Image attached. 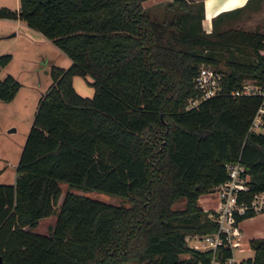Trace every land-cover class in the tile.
Wrapping results in <instances>:
<instances>
[{
    "label": "trees",
    "instance_id": "trees-1",
    "mask_svg": "<svg viewBox=\"0 0 264 264\" xmlns=\"http://www.w3.org/2000/svg\"><path fill=\"white\" fill-rule=\"evenodd\" d=\"M250 1L216 13L211 30L203 26L204 0H169L176 11L163 18L144 0L0 5V16L26 20L72 59L51 65L16 180L0 182V264H264V235L252 237L254 255L236 263L227 262L228 244L198 248L186 238L218 228L199 197L228 177V160L245 166L240 199L264 188V129H250L261 96L230 91L244 76H264V30L228 24ZM11 58L1 52L0 69ZM203 62L225 69L224 90L187 107ZM75 74L94 85L92 94L76 88ZM21 85L7 72L0 99ZM61 180L69 187L59 201ZM182 197L185 204L174 206ZM52 213L47 232L33 228Z\"/></svg>",
    "mask_w": 264,
    "mask_h": 264
},
{
    "label": "rangeland",
    "instance_id": "rangeland-1",
    "mask_svg": "<svg viewBox=\"0 0 264 264\" xmlns=\"http://www.w3.org/2000/svg\"><path fill=\"white\" fill-rule=\"evenodd\" d=\"M156 1L159 2L155 3ZM168 1L145 0V4L153 15L163 18L166 13L171 15L176 11V9L169 8ZM18 2L19 0H0V5L6 4L16 7ZM150 3H153V5H147ZM194 7H196L195 3ZM228 24L246 28L259 27L264 30V4L257 10H252L250 7L245 8L242 14L229 20ZM14 30L17 32L12 33ZM5 51L12 52L9 68L13 70L12 73L18 75V77L15 76L22 82L17 96L12 101L0 99V170L6 167L3 177L11 179L16 172V164L35 116L40 94L52 81L51 65L56 63L68 66L71 58L50 37L34 31L27 23L0 17V53ZM6 73L7 71L2 68L0 77H3ZM74 83L76 88L84 94L94 92V85L81 74H75ZM61 187L62 192L59 201L69 187L68 182L61 180ZM71 189L113 203H129L125 195L118 193L97 188L85 189L78 186H71ZM217 199V195L213 190L204 192L201 196L202 202L212 209L215 208ZM184 204L185 200L182 197L174 203V206H183ZM55 218L56 213L45 215L41 217L38 225L33 228L47 232ZM119 264L140 263L136 259H130Z\"/></svg>",
    "mask_w": 264,
    "mask_h": 264
},
{
    "label": "built area",
    "instance_id": "built-area-1",
    "mask_svg": "<svg viewBox=\"0 0 264 264\" xmlns=\"http://www.w3.org/2000/svg\"><path fill=\"white\" fill-rule=\"evenodd\" d=\"M226 81V71L212 63H201L194 75L196 92L188 96L187 107L197 105L202 99L223 92ZM231 93L259 94L261 101L253 115L250 129H264V76L257 78L244 76L239 85L231 88ZM228 177L215 184L213 191L218 201L210 215L217 220L218 228L211 232H190L186 234L190 245L198 248L212 247L216 249L219 244H228L232 249V255L228 257L230 262H239L234 252L243 248L242 230L239 225V214L247 210L257 211L264 209V188L253 192L249 199L240 197V190L248 187L247 175L244 174V163L240 158L226 162ZM236 259V260H235ZM215 258L212 259L211 264Z\"/></svg>",
    "mask_w": 264,
    "mask_h": 264
},
{
    "label": "crops",
    "instance_id": "crops-1",
    "mask_svg": "<svg viewBox=\"0 0 264 264\" xmlns=\"http://www.w3.org/2000/svg\"><path fill=\"white\" fill-rule=\"evenodd\" d=\"M246 1L247 0H204V14L205 15H204L203 20H202L203 26L207 30H211V28H212V17L216 13H218L219 11L224 10V9H229V8L235 7L237 5H242ZM158 2L159 1H156L155 3H158ZM263 4H264V0H251L248 7H250L252 10H257ZM144 5L146 6L145 0H144ZM147 5L151 6V5H153V3L147 4ZM18 6H19V2L16 5V7H18ZM0 17L8 19V20L9 19H16L20 23H27L26 20H24L20 17H9V16H0ZM27 25L31 29H34V31L41 33L42 35L44 34L41 30L29 25L28 23H27ZM16 32H17L16 30L12 31V33H16ZM10 61L7 64H5L4 66H2L1 69L3 68L7 72L13 71L11 68H9ZM14 75H16L18 77L17 74H14ZM19 90H20V88H19ZM19 90L17 91L16 95L8 101H12L17 96ZM5 170H6V167L4 169L0 170V182H14L16 180L17 170L13 174V177L11 179H6L5 177H3ZM202 194L200 195L199 200L205 208H208L207 205L204 204L201 200ZM239 225H240L241 230H242L243 248L242 249H236L234 252V256L238 261H241L242 259H245L249 256L254 255V249L250 244V239L252 237H259V236L264 235V209L257 210V211H251V213L239 218ZM227 262H230V260L227 259ZM213 264H224V263L220 262L218 259H215L213 261Z\"/></svg>",
    "mask_w": 264,
    "mask_h": 264
},
{
    "label": "water",
    "instance_id": "water-1",
    "mask_svg": "<svg viewBox=\"0 0 264 264\" xmlns=\"http://www.w3.org/2000/svg\"><path fill=\"white\" fill-rule=\"evenodd\" d=\"M0 261H1V256H0Z\"/></svg>",
    "mask_w": 264,
    "mask_h": 264
}]
</instances>
